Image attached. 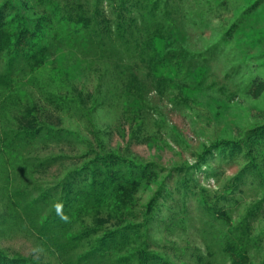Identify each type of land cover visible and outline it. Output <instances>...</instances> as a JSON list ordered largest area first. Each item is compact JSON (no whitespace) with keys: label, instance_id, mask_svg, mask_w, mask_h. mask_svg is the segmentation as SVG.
Returning <instances> with one entry per match:
<instances>
[{"label":"rangeland","instance_id":"obj_1","mask_svg":"<svg viewBox=\"0 0 264 264\" xmlns=\"http://www.w3.org/2000/svg\"><path fill=\"white\" fill-rule=\"evenodd\" d=\"M131 1L135 23L126 24L124 38L114 39L111 22L108 34L52 39L53 59L20 82L21 107L10 104L1 114L0 252L35 264H83L78 258L95 236L87 242L72 234L129 222L140 225L132 234L137 244L144 240L173 264H233L228 249L240 242L248 264H264V140L248 152L243 145L264 127V4L238 27L232 24L241 8L257 0ZM14 2L31 25L45 13L34 0ZM105 10L115 21L113 8ZM172 41L194 56L156 67L155 55ZM25 121L41 131L13 141ZM220 140H239L242 151L223 156L216 149L199 162L202 150ZM108 154L151 169L124 213H79L65 234L45 232L61 182ZM239 175L240 186L231 189ZM186 176L193 181L177 192ZM118 255L95 262L119 264Z\"/></svg>","mask_w":264,"mask_h":264},{"label":"trees","instance_id":"obj_2","mask_svg":"<svg viewBox=\"0 0 264 264\" xmlns=\"http://www.w3.org/2000/svg\"><path fill=\"white\" fill-rule=\"evenodd\" d=\"M115 1L34 0L35 5L40 7L41 11L45 10V13L33 19L32 23H34L31 25L28 22L30 19L25 17L21 10L15 11L14 8L17 7L14 0H2L0 3V116L7 108L6 106L10 104L14 105L17 103L21 107L22 94L19 92L20 82L27 75L31 76L37 70L42 69L49 59H53V51L51 50H54V47L52 48L50 45L52 39L56 42H61L65 38H75V40L80 42L84 39L86 40L87 36L92 37L99 33L108 34L109 31L111 32V22L116 24L118 33V37L115 36L114 39L117 41L120 38H124L127 31L126 24H129V22L135 23V19L131 14L133 9L137 7V3L131 0H119L117 4ZM105 4L110 5L115 11V21L108 17ZM260 4H264V0H257L250 5L242 7L239 19H236L232 26H241L246 16H248L247 14L254 12ZM67 24H70L72 28L62 31L63 27L67 26ZM47 35L50 36L49 43L43 40ZM155 36L161 37L160 34H155ZM153 37L150 43L149 41L147 42V45H151ZM167 46L168 48L165 53L160 56L155 55L153 63L156 67H158L161 61L168 58L175 60V66H180L184 59L194 56V53H191L186 48H182L179 43L175 46V41H172ZM5 58H7L6 61H3ZM34 128L35 125L32 127L31 121H25V126L21 128V131L15 133L13 141L16 142L23 138L27 139L30 135H36L37 132L41 131L40 127ZM255 134L248 135L245 142L243 141L247 152L252 150L258 142L264 140V127H258ZM227 148L229 149L227 150ZM216 149L223 156L235 151H237V154L242 151V144L239 140L235 142L216 141L202 150L198 156L199 162L201 160L205 161L207 156L211 152L214 153ZM108 155L112 160H102L104 163L101 165L87 166L74 170L66 180L61 182L57 189L58 194H61L58 198V204H62V208L58 214L56 207L53 215L47 218L44 225L51 229L45 230V232L50 233V230L52 232L55 231L54 229H60L63 231L62 235L65 234L66 231L64 230L73 228L79 213L81 215L90 212L96 214L101 211H113L115 209H119V212L124 213V207L131 199L130 193L136 190L141 181L150 175L151 169L145 163L124 161L123 158L115 154ZM96 158L98 160L103 159L100 155ZM120 161L121 163H119ZM251 161L255 164L253 158ZM122 162H126L127 164L121 165ZM246 169L252 170L251 164ZM241 177L239 175L235 178L231 189L235 190L236 187L240 186ZM189 180L192 182L193 178L189 177L188 179V176L184 177L183 184L181 182L180 186L176 189L177 192ZM161 187L163 188V192H166L164 195L172 198V192L167 191L163 184ZM189 194L190 196L192 195L191 192ZM229 194H232V192ZM227 197L229 195H224L222 199H227ZM151 201H154L153 198ZM152 205L153 202L151 207ZM214 210L216 211L217 209ZM61 215L66 216L67 219H61ZM100 223L101 225L104 224L101 219ZM133 224L135 223H121L116 228L105 231L102 229V233H96L94 229L99 228V226L87 229L82 234H72L71 238L76 240H80L81 238H84V240L88 239L87 242L90 241L92 235L95 236L88 244L89 249L79 256L80 263L96 264V260H105L107 256L116 250L119 252V255L115 260L119 264H132L134 257L137 259L136 264H173L165 255L155 251V249H152L153 247H149L144 240H141L140 244H137L136 238L133 239L132 234L138 236L137 230L140 232V225ZM228 250L233 254V264H248L247 248L241 242L238 248L231 247ZM0 264L35 263L27 258L10 257L0 252Z\"/></svg>","mask_w":264,"mask_h":264},{"label":"clouds","instance_id":"obj_3","mask_svg":"<svg viewBox=\"0 0 264 264\" xmlns=\"http://www.w3.org/2000/svg\"><path fill=\"white\" fill-rule=\"evenodd\" d=\"M57 212H58V214L60 213V210H61V208H62V204H58L57 206ZM61 219H63V220H66L67 219V217L66 216H63V215H61Z\"/></svg>","mask_w":264,"mask_h":264}]
</instances>
